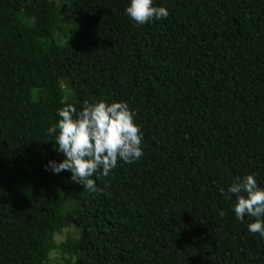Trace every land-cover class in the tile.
Instances as JSON below:
<instances>
[{
	"label": "trees",
	"instance_id": "trees-1",
	"mask_svg": "<svg viewBox=\"0 0 264 264\" xmlns=\"http://www.w3.org/2000/svg\"><path fill=\"white\" fill-rule=\"evenodd\" d=\"M127 3L0 0V264H264L227 193L264 186V0H155L143 25ZM101 99L135 109L143 155L89 192L45 170L46 129Z\"/></svg>",
	"mask_w": 264,
	"mask_h": 264
},
{
	"label": "clouds",
	"instance_id": "clouds-1",
	"mask_svg": "<svg viewBox=\"0 0 264 264\" xmlns=\"http://www.w3.org/2000/svg\"><path fill=\"white\" fill-rule=\"evenodd\" d=\"M124 12L135 24L143 25L153 19L168 16L165 6L155 0H128ZM135 109L126 101L97 100L82 102L81 109L65 104L57 109L58 119L46 129L48 136L55 133V150L63 154L59 162L49 160L45 170L58 174L71 173L72 182L82 185L89 192L97 190L93 174L97 171L108 176L118 160L131 163L143 155V132L134 121ZM224 193V189L220 190ZM229 197L235 195L232 206L235 218L243 221L252 218L247 230L264 239V186H260L255 173L238 177L228 187ZM219 215L223 216L221 210Z\"/></svg>",
	"mask_w": 264,
	"mask_h": 264
},
{
	"label": "rangeland",
	"instance_id": "rangeland-1",
	"mask_svg": "<svg viewBox=\"0 0 264 264\" xmlns=\"http://www.w3.org/2000/svg\"><path fill=\"white\" fill-rule=\"evenodd\" d=\"M73 28V27H72ZM65 30H68L67 27H65ZM77 229L74 227H66L64 228L60 233H56L54 235V239L57 243L60 241H65L67 246L69 248H75L77 244ZM59 250H52L50 256L52 258H59Z\"/></svg>",
	"mask_w": 264,
	"mask_h": 264
}]
</instances>
